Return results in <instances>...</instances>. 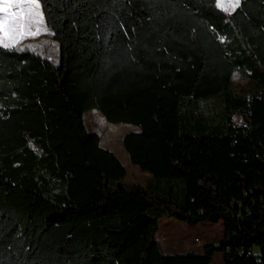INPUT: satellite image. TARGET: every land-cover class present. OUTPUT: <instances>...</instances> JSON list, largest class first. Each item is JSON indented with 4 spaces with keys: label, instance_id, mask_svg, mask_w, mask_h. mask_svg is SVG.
Returning a JSON list of instances; mask_svg holds the SVG:
<instances>
[{
    "label": "trees",
    "instance_id": "trees-1",
    "mask_svg": "<svg viewBox=\"0 0 264 264\" xmlns=\"http://www.w3.org/2000/svg\"><path fill=\"white\" fill-rule=\"evenodd\" d=\"M39 2L59 62L0 46V264H264V0ZM92 108L140 126L123 143L145 183ZM164 217L223 238L163 252Z\"/></svg>",
    "mask_w": 264,
    "mask_h": 264
},
{
    "label": "rangeland",
    "instance_id": "rangeland-1",
    "mask_svg": "<svg viewBox=\"0 0 264 264\" xmlns=\"http://www.w3.org/2000/svg\"><path fill=\"white\" fill-rule=\"evenodd\" d=\"M2 3L3 0H0V4ZM11 11L18 10L11 9ZM39 11L41 13V16L39 17L41 22L33 25V31L36 32L37 28L39 31L36 32L35 35L28 34L26 31L24 37H17L19 42L15 44L14 48H29L57 64L60 60V48L58 42L54 39L52 30L46 24L42 8H40ZM4 15L3 12H0V19H2ZM25 20H27V16H25ZM234 86L237 89H242L248 88L249 84L245 78L236 74L234 76ZM84 119L90 130L99 133L100 144L103 147L113 150L126 165L127 175L125 179L127 181L145 183L152 173L148 170L141 169L137 164H134L131 161L130 155L123 143L125 133L128 131L139 130L140 126L129 122H111L106 119L98 108L87 110L84 113ZM223 233L224 224L221 219L216 222L199 221L191 225L186 221L175 217H164L161 220V228L158 233V243L163 252L198 251L207 241H214L216 243L221 241ZM254 251L258 252L259 247L254 246ZM189 259H194L196 264H224L222 251H218L212 255L193 254L185 261Z\"/></svg>",
    "mask_w": 264,
    "mask_h": 264
},
{
    "label": "snow or ice",
    "instance_id": "snow-or-ice-1",
    "mask_svg": "<svg viewBox=\"0 0 264 264\" xmlns=\"http://www.w3.org/2000/svg\"><path fill=\"white\" fill-rule=\"evenodd\" d=\"M241 0H216V7L225 13L231 14L240 7ZM41 4L39 0H3L0 4V12L5 15L0 19V46L4 48H14L19 41L17 37H24L26 31L28 34L35 35L33 25L41 21L39 9ZM17 9L18 11H11ZM34 13V14H33ZM27 16V20H25Z\"/></svg>",
    "mask_w": 264,
    "mask_h": 264
}]
</instances>
